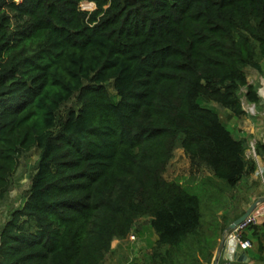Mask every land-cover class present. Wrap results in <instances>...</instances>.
Returning <instances> with one entry per match:
<instances>
[{
    "label": "trees",
    "instance_id": "1",
    "mask_svg": "<svg viewBox=\"0 0 264 264\" xmlns=\"http://www.w3.org/2000/svg\"><path fill=\"white\" fill-rule=\"evenodd\" d=\"M82 1L0 0V214L22 155L39 151L0 226V264H103L140 218L154 264H213L223 192L256 161L204 102L240 118L243 98L259 101L247 68L264 74V0ZM178 146L193 171L167 179Z\"/></svg>",
    "mask_w": 264,
    "mask_h": 264
},
{
    "label": "rangeland",
    "instance_id": "2",
    "mask_svg": "<svg viewBox=\"0 0 264 264\" xmlns=\"http://www.w3.org/2000/svg\"><path fill=\"white\" fill-rule=\"evenodd\" d=\"M253 69L254 68L251 67L247 68L249 77H251V79L258 77V73ZM204 104L217 110L225 120L227 125L231 128V125L225 119L228 115H231V112L228 108L211 99L205 100ZM38 159L39 151L36 148H32L22 155L19 167L12 178V187L2 201L0 226L7 221L12 209L21 204L25 191L28 189L31 183ZM192 169L193 168L191 167L189 157L186 155L183 148L181 146H178L174 150L173 157L164 175L167 179H174L184 176L187 177L192 173ZM206 172L207 171L205 168H201L199 172H196V176H203L206 174ZM224 196L225 195L221 197L220 203H226L227 195L226 197ZM205 197L206 196H204V199ZM203 211L205 212V217H207L205 206L203 208ZM209 216L210 218H214L212 212L211 214L209 213ZM215 223L219 224L218 221H215ZM216 224L213 225V228L216 229L217 227L219 229V225ZM246 232L250 236V238L254 240L249 228ZM132 234H134L135 236L134 239L132 238ZM155 243L156 234L154 230L150 227L147 219L140 218L136 221L133 231L129 237L123 240L115 239L113 241L112 249L107 254L103 264H154L152 252ZM249 250L250 253H253L252 248H250Z\"/></svg>",
    "mask_w": 264,
    "mask_h": 264
},
{
    "label": "crops",
    "instance_id": "3",
    "mask_svg": "<svg viewBox=\"0 0 264 264\" xmlns=\"http://www.w3.org/2000/svg\"><path fill=\"white\" fill-rule=\"evenodd\" d=\"M255 70V69H253ZM258 77L251 79L248 73V79L250 83L256 84L258 86V93L260 99L257 103H249L243 98V106L246 110V114L240 118L232 117L231 115L227 116V122L231 125V129L235 136H250L251 141H260L264 144V74H260L257 70ZM262 75V76H261ZM261 76V77H259ZM247 155L249 157V150H247ZM256 161V170L255 172L247 175L243 178L240 185L234 190H225L223 192L224 197L227 195L226 207L219 208L217 211V217L225 219L232 223L235 220L237 214H242L245 210L252 204V202L261 196H264V154L253 157ZM205 175H210L211 172L206 169ZM260 171L262 173H260ZM262 174V175H261ZM222 195V196H223ZM256 229H250V232L254 238L253 241V253L258 255V248L260 243H264V215L259 217L258 223L255 224ZM228 227V226H227ZM248 229V228H247ZM247 229L245 231H247ZM226 229H224L219 237L218 245L224 235ZM256 230L257 233L253 231ZM247 234V232H246ZM248 235V234H247ZM249 236V235H248ZM250 237V236H249ZM218 245L215 251V256L217 254ZM264 255V252H263ZM248 256L250 258L249 262H227L221 257L218 264H264V260H255L250 255V250H248Z\"/></svg>",
    "mask_w": 264,
    "mask_h": 264
},
{
    "label": "water",
    "instance_id": "4",
    "mask_svg": "<svg viewBox=\"0 0 264 264\" xmlns=\"http://www.w3.org/2000/svg\"><path fill=\"white\" fill-rule=\"evenodd\" d=\"M264 203V196L254 200L252 204L245 210V212L236 218L229 226L226 228L224 235L218 245L217 254L215 256L213 264H218L221 257L229 262H249L250 258L248 256V250L241 247L240 242L234 238L232 230H234L237 225L243 222L256 208L259 204Z\"/></svg>",
    "mask_w": 264,
    "mask_h": 264
},
{
    "label": "built area",
    "instance_id": "5",
    "mask_svg": "<svg viewBox=\"0 0 264 264\" xmlns=\"http://www.w3.org/2000/svg\"><path fill=\"white\" fill-rule=\"evenodd\" d=\"M80 7L81 9L91 11L96 7V4L92 1L84 0L80 3ZM248 150L250 156H257L255 141L250 142ZM260 173L262 172L260 171ZM261 215H264V203L259 204L254 212H252L243 222H241L234 230H232L234 238H236L240 242L241 247L245 250H249L250 248H252L253 242L248 238H244L243 233L250 225L257 224ZM132 238H135L134 234H132Z\"/></svg>",
    "mask_w": 264,
    "mask_h": 264
}]
</instances>
